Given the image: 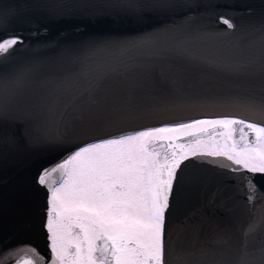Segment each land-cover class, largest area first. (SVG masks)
<instances>
[{
  "label": "water",
  "instance_id": "95a60500",
  "mask_svg": "<svg viewBox=\"0 0 264 264\" xmlns=\"http://www.w3.org/2000/svg\"><path fill=\"white\" fill-rule=\"evenodd\" d=\"M127 4L169 6L137 23ZM261 23L264 0H0V37L24 41L0 59V254L31 246L49 257V193L36 177L68 153L37 129L75 148L202 118L264 122ZM222 159L190 157L178 169L169 264H235L248 224L264 221V174L232 172ZM244 175L257 189L252 203ZM262 243L264 228L254 237ZM249 259L260 264L258 253Z\"/></svg>",
  "mask_w": 264,
  "mask_h": 264
},
{
  "label": "snow or ice",
  "instance_id": "6c2138e0",
  "mask_svg": "<svg viewBox=\"0 0 264 264\" xmlns=\"http://www.w3.org/2000/svg\"><path fill=\"white\" fill-rule=\"evenodd\" d=\"M166 6L125 5L133 10L137 23L144 22L148 8ZM219 23L225 30L237 28L228 17H219ZM253 31L259 32L264 48V23ZM23 42L19 35L0 37V59ZM258 110L264 113V100ZM5 119L0 111V120ZM37 131L42 143L68 153L62 162L43 169L36 177V183L49 193L45 224L49 257L35 247L24 246L0 254V264H6L9 257L15 264H169L166 224L177 171L184 161L198 156L223 158L220 166L232 172L264 174V122L228 117L196 120L103 138L75 148L67 146L63 134L50 136L43 129ZM24 134L31 135L27 126ZM182 137L190 139L176 143ZM242 179L252 203L256 186L248 175ZM262 228L264 221L248 224L242 254L235 264H254L249 256L256 253L264 264V243L259 248L254 245L255 234Z\"/></svg>",
  "mask_w": 264,
  "mask_h": 264
},
{
  "label": "flooded vegetation",
  "instance_id": "af4514ba",
  "mask_svg": "<svg viewBox=\"0 0 264 264\" xmlns=\"http://www.w3.org/2000/svg\"><path fill=\"white\" fill-rule=\"evenodd\" d=\"M215 119H223V118H215ZM215 119H201V120H215ZM195 121H196V120H195ZM192 122H193V121H188L187 123H192ZM169 126H174V125H169ZM163 127H164V126H163ZM217 131L219 132V131H221V130L218 129ZM182 138H184V137H182ZM182 138H181V139H182ZM181 139H180V140H181ZM180 140H179V141H176V143H183V142H181ZM186 143H187V142H186Z\"/></svg>",
  "mask_w": 264,
  "mask_h": 264
},
{
  "label": "rangeland",
  "instance_id": "374dc122",
  "mask_svg": "<svg viewBox=\"0 0 264 264\" xmlns=\"http://www.w3.org/2000/svg\"><path fill=\"white\" fill-rule=\"evenodd\" d=\"M218 140H221V142H222V138L220 137V136H217L216 137ZM190 158V157H189Z\"/></svg>",
  "mask_w": 264,
  "mask_h": 264
},
{
  "label": "bare ground",
  "instance_id": "6f19581e",
  "mask_svg": "<svg viewBox=\"0 0 264 264\" xmlns=\"http://www.w3.org/2000/svg\"><path fill=\"white\" fill-rule=\"evenodd\" d=\"M185 123H187V122H185ZM181 124V123H180ZM171 125H177V124H171ZM63 160V159H62ZM62 160H61V162H62ZM57 163H59V162H57Z\"/></svg>",
  "mask_w": 264,
  "mask_h": 264
}]
</instances>
